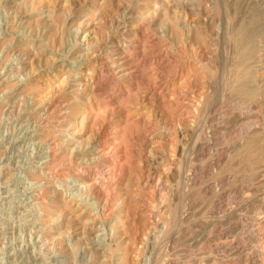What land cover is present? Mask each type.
Returning a JSON list of instances; mask_svg holds the SVG:
<instances>
[{
  "label": "rangeland",
  "instance_id": "374dc122",
  "mask_svg": "<svg viewBox=\"0 0 264 264\" xmlns=\"http://www.w3.org/2000/svg\"><path fill=\"white\" fill-rule=\"evenodd\" d=\"M263 7L0 0V264H264Z\"/></svg>",
  "mask_w": 264,
  "mask_h": 264
},
{
  "label": "bare ground",
  "instance_id": "6f19581e",
  "mask_svg": "<svg viewBox=\"0 0 264 264\" xmlns=\"http://www.w3.org/2000/svg\"><path fill=\"white\" fill-rule=\"evenodd\" d=\"M146 4H148V3H146ZM261 10L263 11L261 13H264V10L263 9H261ZM258 13H259V15H261L260 12H258ZM260 18H261V16H260ZM258 20L261 23V25L259 27H262L264 29V15L262 14V18L258 19ZM252 26H253L252 22H248V23L242 24L241 27H238L233 32V34L231 35V38L235 41L236 49H237V52H238V58H237V61H236V65H238V67H239V65H242V67H240V72L241 73L236 68V71H238L240 73V74L238 73L240 75V77H239V80H238L237 89H240L241 90L240 92H242V94L244 93V95L246 97H248L249 99L255 100L258 97V91H256L254 89V87L252 86V70H251L252 66L250 64V59L252 58V56L255 53V51H254L255 40H256L257 34L260 33L259 31L261 30V28H259V27L258 28H256V27L253 28ZM86 30L88 32L84 35V36H86L85 37L86 38V42H84V43H86V45H88V47L89 46H93L92 43H91V40L95 39L94 35L91 36L94 33L93 29L91 30V29L87 28ZM82 31H83V29L80 28L79 29V33L82 32ZM213 33H214V35H217V34H219V30L214 31ZM94 52H96V54H92L93 57L100 58V55H99L98 51L95 50ZM254 126L257 127L256 124ZM254 137H256V136H254ZM254 137L252 139H250V140H247L248 142L245 145L246 148L244 147L245 149L244 148L243 149H237L238 152H240L239 154H243L244 156H246L248 158L249 157L250 158L253 157L251 159H255V158L257 159L259 156H262L264 154V147L259 148V146H256V138L257 137L256 138H254ZM262 140H264V137L262 138ZM85 214L86 213L84 211H82V213H78L76 216L81 219V218H83V216Z\"/></svg>",
  "mask_w": 264,
  "mask_h": 264
}]
</instances>
